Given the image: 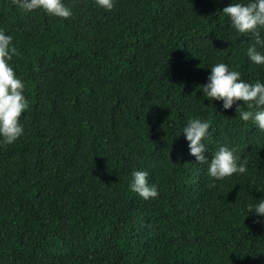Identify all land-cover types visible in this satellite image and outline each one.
<instances>
[{
  "label": "trees",
  "instance_id": "1",
  "mask_svg": "<svg viewBox=\"0 0 264 264\" xmlns=\"http://www.w3.org/2000/svg\"><path fill=\"white\" fill-rule=\"evenodd\" d=\"M64 2L66 19L0 0L29 102L0 147V264H264L244 208L264 196V132L197 87L213 62L264 82L220 12L230 0ZM189 116L210 123L205 155L235 146L246 171L213 182L174 137ZM133 169L155 197L128 189Z\"/></svg>",
  "mask_w": 264,
  "mask_h": 264
},
{
  "label": "clouds",
  "instance_id": "2",
  "mask_svg": "<svg viewBox=\"0 0 264 264\" xmlns=\"http://www.w3.org/2000/svg\"><path fill=\"white\" fill-rule=\"evenodd\" d=\"M15 3L24 12L39 9L65 19L72 15V9L64 0H15ZM94 3L105 11L114 6V0H94ZM220 12L237 36L249 37L250 42L244 49L247 59L254 65L264 66V0H230ZM12 41L13 36L0 29V147L13 144L23 135L24 127L20 118L29 107L24 94L25 82L9 62L17 53ZM207 67L210 71L206 82L197 86L202 96L210 101H220L223 109L235 105L236 116L240 121H251L257 130L264 132V82L259 79L255 82L247 81L241 77L240 71L224 62H213ZM237 101H243V105ZM209 128L208 120L189 116L174 137L183 133L189 155L197 163L206 164V174L213 182L244 173L247 159L237 155L235 146L219 144L210 152V157L205 155L209 152L205 143ZM147 177V171L133 169L128 189L143 199L155 197L157 187L150 184ZM244 208L247 213L254 212L260 218L259 222L264 224V196L246 201Z\"/></svg>",
  "mask_w": 264,
  "mask_h": 264
}]
</instances>
